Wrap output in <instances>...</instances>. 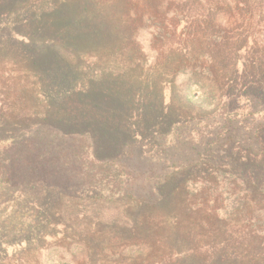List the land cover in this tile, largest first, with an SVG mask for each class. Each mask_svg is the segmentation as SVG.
Instances as JSON below:
<instances>
[{"label": "trees", "instance_id": "trees-1", "mask_svg": "<svg viewBox=\"0 0 264 264\" xmlns=\"http://www.w3.org/2000/svg\"><path fill=\"white\" fill-rule=\"evenodd\" d=\"M34 1L38 4L35 14L43 20L42 7L45 5L47 16L48 0ZM240 1L127 0L123 9L122 15H128L135 23L130 39L135 42L138 40L136 31L146 30L155 61L167 56L165 64L169 68L163 73L173 75L175 83L180 74H186L189 81L199 87L196 94L205 91L207 85L209 94L220 99L210 109L209 115L214 120L191 118L187 124L186 139L195 141L193 139L199 137L198 145L192 148L198 150L197 153L169 160H149L148 164L152 163L143 167L144 157L138 156L133 144H126L116 155L102 157L96 152L97 145L90 130L67 132L56 124L41 121L29 125L21 134L11 132L9 136L0 137V191L5 193L34 185L69 191L72 192L69 196L74 198L80 193L95 194L111 205L131 204L138 210L150 209L156 213L152 220L156 221L154 227L160 228V233L153 240L144 236L135 241L139 249L130 251L131 256H135L130 260L133 264H147L157 249L162 250L167 260L159 264H264V184L261 183L264 136L256 132L247 134L250 140H233L240 139L235 126L240 118L257 115L264 121V62L250 61L240 69L232 60H219L216 55L220 49L213 48L220 40V32L233 30L247 20L244 10L247 14L251 10L261 11L260 3L251 7L250 0H242L244 4L240 6ZM6 3L7 0H0V13L12 11L5 8ZM213 5L222 7L214 15L205 14L204 8ZM87 9L83 6L84 12ZM54 14L53 10L51 15ZM73 21L63 20L61 24L52 18L46 23L37 21L35 26L39 32L36 35L49 46H57L67 53V58L92 57L96 43L104 42L105 35L81 16L75 18V27L78 24L79 28L73 30L69 26ZM41 27L48 33L41 32ZM70 112L75 111L70 109ZM74 120L78 118L72 116ZM146 122L148 127L151 122L144 120L143 124ZM214 123L221 126L219 135L230 133L227 140L219 136L212 140L216 134L210 131ZM261 129L263 126L259 128L262 132ZM169 135L170 149L181 143L177 139L185 138L178 131L167 132L161 136L165 146ZM179 178L185 179L182 186L177 183ZM168 184L174 185L168 189ZM44 214L36 208L33 224L23 230L28 240L33 238L30 231H36L35 236H39L41 227L49 223L44 220ZM138 219L145 221V216L138 214ZM68 221V225L64 224V235L77 225L72 212L68 214ZM140 225L150 229L149 222ZM131 231L134 233L136 229L133 227ZM17 234H21L20 229ZM9 235L13 238L12 233ZM68 239L67 243H54L57 262L51 259L50 264H91L92 250L88 242L83 238ZM119 240L127 243L123 238ZM146 245L148 250L144 249ZM2 262L0 264L44 263L38 255L35 261L27 256H14Z\"/></svg>", "mask_w": 264, "mask_h": 264}, {"label": "rangeland", "instance_id": "rangeland-1", "mask_svg": "<svg viewBox=\"0 0 264 264\" xmlns=\"http://www.w3.org/2000/svg\"><path fill=\"white\" fill-rule=\"evenodd\" d=\"M35 2L7 0L5 8L12 11L0 13V137L9 136L11 132L21 134L29 125L43 121L56 124L67 132L90 130L97 145L96 152L102 157L116 155L126 144H133L138 149V156L144 157L143 167L152 163L148 164L149 160H169L198 152L192 148L198 145L199 137L193 139L195 141L186 139L187 124L191 118L214 120L209 115L210 109L220 99L209 94L207 85L204 96L203 92L196 94L200 89L186 74H180L175 83L173 75L163 73L166 67L169 68L165 64L167 56L155 61L148 31H136L137 42L130 39L135 23L128 15H122L127 0H48V12L43 20L35 14L38 6ZM258 3L260 12L256 9L247 14L244 10L243 16L247 20L241 21L233 30L220 32V40L213 47L220 49L219 55L215 54L219 60H232L240 69L250 61L264 62V0H250L251 7ZM243 4L241 0L240 6ZM85 5L86 12L83 11ZM221 7L207 6L205 14L214 15ZM42 8L45 15V5ZM53 10L55 14L51 15ZM77 16L84 18L87 24L98 26L105 35L104 42L96 43L92 57L67 58V53L57 46H49L36 35L39 32L35 26L37 21L46 23L52 18L61 24L63 20H74L73 25H69L74 30L79 28L78 24L75 27ZM40 31L48 33L42 27ZM70 109L75 112L71 113ZM147 114L150 115L145 118ZM72 116L78 120L72 121ZM64 118L67 121L64 122ZM144 120L151 124L146 127ZM190 122L194 123V120ZM235 126L241 134L240 139H233L237 142L250 140L247 134L256 132L264 136V121L257 115L240 118L239 128ZM261 126L262 132L259 131ZM219 129L221 126L214 123L210 131L216 134L212 140L216 136L227 140L230 133L219 135ZM177 131L185 138L176 140L181 142L176 148L168 147L171 135L165 140L166 146L162 144L161 136ZM184 180L179 178L177 183L182 186ZM261 183L264 184V176ZM173 185L168 184V189ZM69 193L72 192L34 185L13 188L5 193L0 191V263L12 260L14 256H27L35 261L37 255L41 263L44 262L42 264H50L51 259L57 262L58 252L53 249L55 242L67 243L68 238H83L92 250L91 264H133L130 260L135 256H131L130 251L139 249L135 241L144 236L153 240L160 233V228L154 227L156 221L152 220L156 213L150 209L138 210L131 204L111 205L95 194L79 192L74 198ZM37 207L46 213L44 220L49 223L41 227L39 236H35L36 231H30L33 234L30 241L23 230L26 225L33 224ZM70 212L76 216L77 225L64 235V224H69ZM138 214L145 216V221H140L142 218L136 220ZM143 222H149L150 229L142 228ZM18 229L21 234H17ZM10 233L13 238L8 237ZM120 238L127 243L123 244ZM144 249L148 250V245ZM165 261L162 250L157 249L147 264Z\"/></svg>", "mask_w": 264, "mask_h": 264}, {"label": "bare ground", "instance_id": "bare-ground-1", "mask_svg": "<svg viewBox=\"0 0 264 264\" xmlns=\"http://www.w3.org/2000/svg\"><path fill=\"white\" fill-rule=\"evenodd\" d=\"M70 1V0H69ZM62 9V8H61ZM47 11V10H46ZM45 16V15H44ZM52 17V16H51ZM84 17V16H83ZM81 19V18H80ZM69 25V24H68ZM81 26V25H80ZM83 26V25H82ZM91 26V25H90ZM61 33V32H60ZM76 33V32H75ZM74 33V34H75ZM80 33V32H79ZM82 33V32H81ZM87 33H88V31H87ZM89 34V33H88ZM78 36V35H77ZM65 38V37H64ZM83 38V37H82ZM87 41V40H86ZM69 43H70V41H69Z\"/></svg>", "mask_w": 264, "mask_h": 264}]
</instances>
